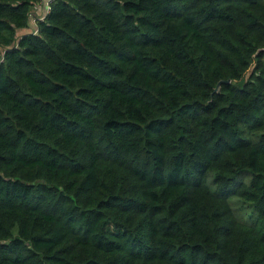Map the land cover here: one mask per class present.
I'll return each instance as SVG.
<instances>
[{"label":"trees","instance_id":"16d2710c","mask_svg":"<svg viewBox=\"0 0 264 264\" xmlns=\"http://www.w3.org/2000/svg\"><path fill=\"white\" fill-rule=\"evenodd\" d=\"M39 3L0 0V264H264V0Z\"/></svg>","mask_w":264,"mask_h":264},{"label":"built area","instance_id":"2783aa9c","mask_svg":"<svg viewBox=\"0 0 264 264\" xmlns=\"http://www.w3.org/2000/svg\"><path fill=\"white\" fill-rule=\"evenodd\" d=\"M52 0H44V12L42 13V14H40V15H38V16H35V17H39V16H43V15H45L48 11H49V9H50V7H49V5H50V2H51ZM40 3H41V0H40ZM40 3H39V5L38 6H40ZM37 6V7H38ZM36 8V7H35ZM35 17H32V24H33V22H35L34 21V18ZM41 17H40V19H41ZM33 29H34V26H33Z\"/></svg>","mask_w":264,"mask_h":264},{"label":"crops","instance_id":"0c3cea01","mask_svg":"<svg viewBox=\"0 0 264 264\" xmlns=\"http://www.w3.org/2000/svg\"><path fill=\"white\" fill-rule=\"evenodd\" d=\"M43 12H44V0H41L40 6L34 8V12L32 14L38 16Z\"/></svg>","mask_w":264,"mask_h":264},{"label":"water","instance_id":"95a60500","mask_svg":"<svg viewBox=\"0 0 264 264\" xmlns=\"http://www.w3.org/2000/svg\"><path fill=\"white\" fill-rule=\"evenodd\" d=\"M219 85H220V83L217 85V89H218Z\"/></svg>","mask_w":264,"mask_h":264}]
</instances>
